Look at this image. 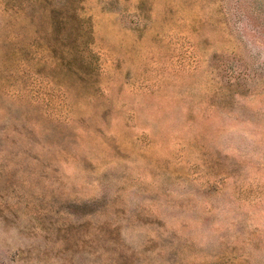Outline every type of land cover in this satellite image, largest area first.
<instances>
[{"label": "rangeland", "instance_id": "1", "mask_svg": "<svg viewBox=\"0 0 264 264\" xmlns=\"http://www.w3.org/2000/svg\"><path fill=\"white\" fill-rule=\"evenodd\" d=\"M0 264H264V0H0Z\"/></svg>", "mask_w": 264, "mask_h": 264}]
</instances>
